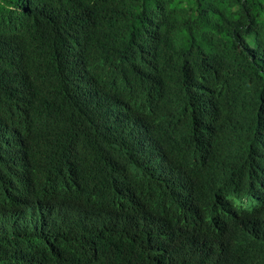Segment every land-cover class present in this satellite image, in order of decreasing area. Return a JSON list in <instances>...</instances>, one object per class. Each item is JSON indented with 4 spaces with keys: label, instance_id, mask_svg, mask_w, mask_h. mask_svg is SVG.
<instances>
[{
    "label": "trees",
    "instance_id": "16d2710c",
    "mask_svg": "<svg viewBox=\"0 0 264 264\" xmlns=\"http://www.w3.org/2000/svg\"><path fill=\"white\" fill-rule=\"evenodd\" d=\"M20 160L0 264H264V0H0Z\"/></svg>",
    "mask_w": 264,
    "mask_h": 264
},
{
    "label": "clouds",
    "instance_id": "9594fccd",
    "mask_svg": "<svg viewBox=\"0 0 264 264\" xmlns=\"http://www.w3.org/2000/svg\"><path fill=\"white\" fill-rule=\"evenodd\" d=\"M58 165L61 166L58 161ZM31 170L26 164L19 162V167L12 172H5L0 175V203L8 208H16L24 201L25 196L15 197L13 199L3 200L4 196L9 193H14L21 182L27 181L30 177Z\"/></svg>",
    "mask_w": 264,
    "mask_h": 264
}]
</instances>
